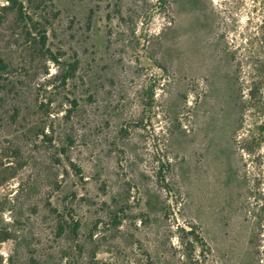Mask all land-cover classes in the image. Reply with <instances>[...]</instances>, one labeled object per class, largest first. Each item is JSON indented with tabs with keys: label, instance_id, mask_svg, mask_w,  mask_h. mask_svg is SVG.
<instances>
[{
	"label": "rangeland",
	"instance_id": "374dc122",
	"mask_svg": "<svg viewBox=\"0 0 264 264\" xmlns=\"http://www.w3.org/2000/svg\"><path fill=\"white\" fill-rule=\"evenodd\" d=\"M261 40L264 0H0V264H264Z\"/></svg>",
	"mask_w": 264,
	"mask_h": 264
},
{
	"label": "trees",
	"instance_id": "16d2710c",
	"mask_svg": "<svg viewBox=\"0 0 264 264\" xmlns=\"http://www.w3.org/2000/svg\"><path fill=\"white\" fill-rule=\"evenodd\" d=\"M168 1V0H163ZM43 42H45L47 36L43 34L42 36ZM262 48L264 49V40H261ZM54 61H57V58L53 56L52 58ZM254 73L256 76L253 78V82L251 83L249 90H248V97L250 101L255 103L257 98L261 97V90L264 87V67L262 65L256 64L254 68ZM259 73V74H257ZM67 76H64V81L66 80ZM264 98V97H263ZM250 101H248L250 103ZM262 106L261 109L264 112V101L263 99L260 101ZM247 136L241 141L242 150L248 153L249 159L254 163V177H253V189L255 192V196L258 201L261 197L263 204L258 206V212L256 214V220L259 221L260 226L258 227L259 230L262 231L264 228V192L261 196L260 188L264 185V120L262 123L256 122L255 126L251 129L249 128ZM258 203V202H257ZM78 223H76V229L78 227ZM260 231V232H261ZM259 240H263L264 237L258 235Z\"/></svg>",
	"mask_w": 264,
	"mask_h": 264
}]
</instances>
